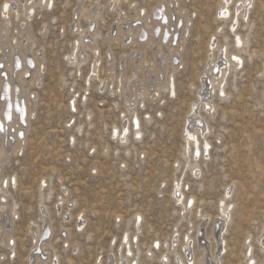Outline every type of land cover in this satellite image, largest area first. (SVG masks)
<instances>
[{
  "label": "rangeland",
  "instance_id": "374dc122",
  "mask_svg": "<svg viewBox=\"0 0 264 264\" xmlns=\"http://www.w3.org/2000/svg\"><path fill=\"white\" fill-rule=\"evenodd\" d=\"M4 1L0 0V63L7 50L23 56L27 42L32 46L29 54L38 57L30 69V73L34 71L30 74L32 81L24 89L35 101L33 106L31 101L28 105L33 112L27 118L22 145L13 153L5 150L0 154V186L5 178L3 186L7 180V194L16 202L10 230L13 249L0 243V264H26L33 242L30 227L43 226L42 217L48 218L52 245L46 251L57 254L55 264H94L99 258L106 264L124 232L130 240L137 239L139 264H160V255L171 249L177 255L169 253L167 264H206L205 253L210 257L215 250L211 233L218 223L221 201L231 209L228 229L219 237H224L221 241L226 247L220 250L221 245L215 252L220 258L218 264H246L248 252L254 264H263L264 0H230L226 21L218 14L222 0H178V14L185 17V33L180 41L178 68H168L175 93L170 95L167 88H162L152 97L145 91L131 98L129 103L136 101L130 109L123 89L132 75L131 56H136L138 48L136 34L131 43L119 40V30L118 38L109 45L106 37L113 25H121L120 16L126 19L130 11L135 16L140 11L138 22L144 24L148 34L143 53L148 62L142 69L139 63L135 69V84L141 87L146 63L151 65L155 60L145 17L160 0H118L116 6L112 0H84L88 12L77 15L79 0H53L47 6L30 0L24 2L34 8L28 21L21 6L18 16L10 11L4 20ZM242 2H251L246 17L236 12ZM94 4L101 7V13L89 25V30L97 33L92 50L82 40H87L88 15ZM235 20L238 24L232 30L229 24ZM73 24L80 26L78 31ZM235 34L246 41L239 52ZM76 40L80 42L77 49ZM213 40L214 57L226 48L228 57L237 52L243 63L227 72L222 83L224 94L212 89L214 110H199L202 125L209 126L206 138L210 150L209 156L191 158L190 152L184 156L185 128L190 126L187 116L203 87L200 76L208 61V42ZM75 51L80 57L86 56L78 66L68 59ZM95 52L96 77L88 79ZM6 69L9 73L8 66ZM26 75L25 80L30 77ZM103 85L104 89H98ZM84 94L86 99L81 101ZM73 98L76 110L70 106ZM134 113L139 118L141 137L130 134L129 141L120 144L111 137L112 127L126 124ZM116 131L119 137L123 127L119 131L116 127ZM186 158L189 163L195 161L198 169L192 171ZM177 180L183 202L193 198L190 209L182 210V205L173 201L171 193ZM228 186L232 197L226 192ZM64 192L66 197L61 202ZM80 218L86 223L78 231ZM199 224L206 235L201 242H208V251L196 239ZM67 232V243H63L61 236ZM174 237L175 244L171 241ZM185 242L188 248L183 250ZM150 245L154 248L151 256L145 254Z\"/></svg>",
  "mask_w": 264,
  "mask_h": 264
},
{
  "label": "bare ground",
  "instance_id": "6f19581e",
  "mask_svg": "<svg viewBox=\"0 0 264 264\" xmlns=\"http://www.w3.org/2000/svg\"><path fill=\"white\" fill-rule=\"evenodd\" d=\"M26 1H30V0H5L1 7L4 20H6L10 11L13 12L16 16H18V14L20 13V6H21L22 11L25 12L24 20L28 21L34 12V8L32 5L26 6L24 3ZM31 1L32 3L34 1L42 3L45 6L53 2V0H34V1L31 0ZM83 1L84 0H79V4L77 3L78 6L75 12L76 15L78 14V12H83V10L86 9V8L84 9L83 3H82ZM118 2H119L118 0H112L113 5L115 6ZM229 2L230 0H222V2L220 3V6L218 7L219 17H221V19H223L224 21H226L230 16ZM5 4L9 5L7 9L4 8ZM13 4L16 5V8L13 7ZM95 4L92 7V11L88 15L89 23H88V28L86 30L88 32V35L86 36L87 40L85 41V38H83L82 40L85 46H88L89 49H92V50H95L96 48L95 38L97 36V33L94 29L89 30V25H91L101 13V7ZM250 4L251 2H249L248 4H245V2H242L239 6H237L236 12L238 13L239 11L242 17H246V15L248 14L250 10ZM178 5H179L178 0H169L168 4L166 3L163 4V1L160 0L157 5L153 6L150 9L149 13H147L145 17V22H146L145 25L148 27L151 33V36H152L151 40H152V43L154 44L153 56L155 60L151 65H147L146 63L144 83L142 84L141 87H138L135 84V81H136L135 69L139 63L141 64V69H142V67L144 66L143 63L148 62L147 60H144L143 58L144 48L148 42L147 41L144 43V40L146 39L148 34H147V28L144 27V24H139L138 22V19H140V11L138 12V16H135V14L132 11H130L126 19H123L122 16H120L121 25H119V27L118 25L117 26L113 25L111 32L107 34L106 41L108 45L112 41L114 40L116 41V39L118 38L117 37L118 30L121 32V35H120L121 39L119 40H122L123 42H126V43H131L133 34L134 33L136 34L135 36L136 39L134 40L135 42L138 43V48L136 51H134L136 56L135 55H134L135 57L131 56V63L133 66L132 75L128 77L129 81L127 84V88L123 89L124 95H125L124 90H126V96H127V101H128L126 102L128 103L129 109L131 108V105L134 108V104L136 101V98H135L134 101L129 103V101H131V98L132 97L134 98V96L140 95L145 91H147L148 94L151 95L152 97L158 96L162 88H167L169 92L168 94L170 95H173L175 93V90L173 88L174 82L172 79V75L168 74L170 72L168 71V68H172L173 70L178 68L180 46H181L180 41L182 40L183 38L182 36L185 33V23H184L185 17L179 16ZM85 11L88 12V10H85ZM115 11H118V10H115ZM8 21H6V25ZM136 22L138 23V25H135L137 24ZM237 24H238V21L235 20L229 24V27L233 30L235 27H237L236 26ZM72 26H73L72 28L75 31L76 30L78 31V28H80V26L77 27V25L75 24H73ZM3 30L6 32L7 29L6 30L3 29ZM235 35H237L238 37L235 39L234 43L236 45L237 52H239L240 50H242V46L246 43V41L243 40V38H241L242 35L241 36H239L238 34H235ZM5 37L6 36H4V40H5ZM212 37L213 36L211 35V38ZM79 43H80L79 40H76L75 49L78 48ZM208 47L210 48L207 51V54L209 53L207 55L208 61L206 62V68H204V72L202 76H200V80H201L200 84H202L203 87L197 92L198 100L192 102L193 104L191 106L192 107L190 111L191 113L187 116L188 124L190 126H186L185 128L184 156L185 154H189L190 152L191 158H200L203 156H209L210 142L206 138V133H208L209 131V126L206 124L202 125L203 118L202 116H200L199 110L200 109L204 110L205 108H207V112H208V110H210L211 108L213 109L214 105L212 103V92H211L212 89H217L218 92L221 91L224 94L222 83L224 82L226 78L225 76L227 75V72L230 69L235 70L239 65H242L243 63L242 57L237 52L232 53L231 57H228L226 48L221 49L219 51L218 56L214 57L213 52L216 49L214 40L208 42ZM31 48L32 46L30 42L24 43L23 48H22L23 56H21L17 52L13 54H9V50H7L4 56L5 59L3 60L2 63H0V128L3 129L2 131H0V154L3 153V151L5 150L13 153L16 150V148L21 147L24 127L26 125L27 118L33 112V107H31V109L29 110L28 105H29V102L31 101L30 104L31 106H33V103L35 100L32 99V97H29L30 92H28V96H26L24 92V89L27 88V86L29 85V82L32 81V75L30 74H32L34 71H31L32 73H30V69L32 66L35 67L36 58L38 57L36 55L32 57L29 54ZM94 56H95V60L92 64V69L90 71L91 74H89L88 79H90L91 77H96L95 75V73L97 72L96 52L94 53ZM233 57H235L236 59H233ZM85 58L86 56L84 55L83 57H80L78 51L72 52L71 54L68 55L69 61L72 63L76 62L77 66L80 65L81 62H83V60L85 61ZM38 60H40V58H38ZM7 66L10 69L9 73L6 69ZM109 66H111V63H109ZM241 67L242 66H240V68ZM23 74H27L26 76L30 75V77L25 80L23 77ZM210 85H211V89L209 87ZM122 87H123V84H122ZM104 88L105 86L103 85L102 87L98 89L102 90ZM85 91H87V89H85ZM85 99L86 97L84 94L83 100L81 101H84ZM70 106L73 107L74 110H76L74 98L71 101ZM18 109L22 111H19ZM136 115L137 114L134 113L132 117L130 118V120L126 124H123L121 127H118L117 125H115V128L112 127L111 137L115 138L119 143L120 141L121 143H125L126 141L128 142L130 134L136 138H140L142 131L140 129V122L138 120L139 118H137L138 116ZM116 127L118 131L123 127V132L121 135H119V137L115 135V133L118 134V132L116 131ZM199 135L201 136L202 140H200ZM186 161H187V166H190L192 171L193 170L195 171L196 169H198V165L195 161L194 162L190 161L191 163H189L188 158H186ZM4 179L5 178H3V180L1 181L2 186H0V192H1L0 199L2 200L0 202V228L4 227L2 229L0 243H3V245L5 247H8L9 249H13L12 246L14 245V242H13L12 237L10 236V230L12 228L11 225L14 222V216L16 214V202L9 198L6 187H5V185L7 184V180H5L6 183L3 186ZM180 187H181V183L177 180V182L175 183L174 190L172 189V193H171L173 201L175 203H179L180 205H182V210L186 209L187 207L188 209H190L191 204H193V198L190 197L191 200L187 199L184 203L181 198L183 191L181 192L182 188L180 189ZM176 192L180 194L178 195V193L176 194ZM226 192L228 196L232 195L231 186H228V188H226ZM226 192H224V194H226ZM66 193H68V189L66 190ZM66 193L64 194L63 198L60 197L59 200L61 202L65 200ZM220 203H221L220 212H219L220 216L218 220L216 221L218 223L216 226L215 225L213 226L212 233H211L213 242H215L214 240H216L215 242L216 245L213 244L215 250L214 251L211 250L210 257L207 256L208 255L207 253H205L206 256H204V258H206V264H211V263L218 264V261H220L219 260L220 258L218 259V255L217 253H215L216 248L217 250H219V247L222 245V248H220V250H224V246L226 247V243L221 241L222 239L224 240V237H221L222 238L221 240L219 237L221 235L223 236V232L227 228L228 220H230L229 210L231 208L229 204H225L223 201H221ZM136 216L138 217L140 216V214H136ZM42 222L44 223L43 226H38L35 224L34 226L30 227L31 232H32L33 242H32V248L29 250L28 255H27L26 264H44L46 262H51L52 264H55L53 260L54 259L56 260V258L58 257L55 252H52L50 254L48 251H46L48 249V246L52 245V239L50 240L49 239L50 237H48L50 235L51 230L49 226L47 225L48 218L42 217ZM204 222H208V220H204ZM85 223H86L85 219H82L80 222H78L76 224L77 230L81 231ZM211 224H213L212 221H211ZM198 226H200V228H198L199 230L196 235V239H198V244L200 246L202 245V247L205 250H207L208 242H206V245H203L201 242V240L204 239V236H206V235L203 236V232H202L203 225L199 224ZM5 227H7V229H5ZM136 228H138V224H136ZM67 235H68V232L66 236H61L63 238L62 240L63 243H67ZM171 241L172 243L175 244V242L177 241V238L174 237L171 239ZM192 242H190V250H193ZM154 243L156 245L160 244L158 240H155ZM185 243L186 245L184 246L183 250H186V248H188V242H185ZM133 245L135 248L133 247ZM117 246L118 247L115 253L111 252L110 254H108L106 264H139L137 257L140 255V248L138 247L137 239H135L134 241L130 240L128 234L124 232ZM153 249L154 248L152 245L148 246L145 254L151 256L153 254ZM211 249H213V247ZM171 252L175 256L177 255L175 249H171V251L167 250L165 253L160 255V258H161L160 264H167L168 259H169V253ZM250 255H251V252L250 253L248 252L245 254L246 264H254L255 262L250 257ZM193 260L194 259H192V261ZM94 264H101V259L100 258L96 259ZM188 264H192V262H188Z\"/></svg>",
  "mask_w": 264,
  "mask_h": 264
},
{
  "label": "snow or ice",
  "instance_id": "6c2138e0",
  "mask_svg": "<svg viewBox=\"0 0 264 264\" xmlns=\"http://www.w3.org/2000/svg\"><path fill=\"white\" fill-rule=\"evenodd\" d=\"M8 6H9V5L5 4V5H4V8H5V9H7V8H8ZM233 59H236V58H235V57H233ZM18 110H19V111H22V110H20V109H18ZM2 130H3V129H2V128H0V131H2ZM21 135H22V134H21ZM5 183H6V182H5Z\"/></svg>",
  "mask_w": 264,
  "mask_h": 264
}]
</instances>
